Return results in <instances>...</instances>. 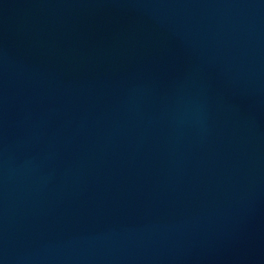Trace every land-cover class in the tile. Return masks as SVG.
<instances>
[{"label": "water", "instance_id": "95a60500", "mask_svg": "<svg viewBox=\"0 0 264 264\" xmlns=\"http://www.w3.org/2000/svg\"><path fill=\"white\" fill-rule=\"evenodd\" d=\"M0 264H264V0H0Z\"/></svg>", "mask_w": 264, "mask_h": 264}]
</instances>
